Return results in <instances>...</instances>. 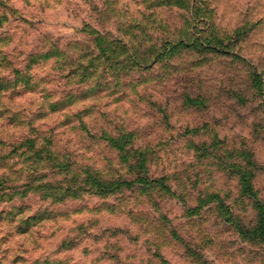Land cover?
Here are the masks:
<instances>
[{
    "label": "rangeland",
    "instance_id": "rangeland-1",
    "mask_svg": "<svg viewBox=\"0 0 264 264\" xmlns=\"http://www.w3.org/2000/svg\"><path fill=\"white\" fill-rule=\"evenodd\" d=\"M194 1L0 0V264H264V0Z\"/></svg>",
    "mask_w": 264,
    "mask_h": 264
},
{
    "label": "trees",
    "instance_id": "trees-1",
    "mask_svg": "<svg viewBox=\"0 0 264 264\" xmlns=\"http://www.w3.org/2000/svg\"><path fill=\"white\" fill-rule=\"evenodd\" d=\"M192 1L194 2L193 4L195 6L196 5V2L194 0H190V3ZM0 5H1V3H0ZM194 9H196V8H194ZM209 16H208V18L204 17V19H201V21H204L205 22V25L208 27V32L206 34L207 37L205 38L206 45H213L215 48H220V47H222L223 45L227 44L229 41H231L234 38L243 37L244 35H246L251 30V27L250 26H249V28L247 27L246 29L243 28V27H241V26H239V27L235 28L233 30V32L230 33V35L227 36V34H225V35H221L222 37H219V32L216 30L218 28L215 25L214 20L211 21L210 18H209ZM192 18H193V14H192ZM194 19L195 18H193L192 20H194ZM224 37H225V43L222 42V38H224ZM154 56H156V55H154ZM142 62L143 61L138 62L137 63V66L139 64H142ZM156 62H157L156 60H154V59H150L149 60V58L147 59V61H144V63H149V64H153V63H156ZM139 67H141V65H139ZM230 155L231 156H234L235 154L234 153H231ZM239 156H240V159L238 160V162H243L244 163V167L245 166H248L252 170L253 169H256V164L254 163V161L252 159V153L251 152L241 153V154H239ZM235 163H236V161H235ZM232 167H233V169L235 171H239V173H241L240 174L241 175L240 176V179H241V184L240 185H242L241 192L244 195H246V196H248L250 198L255 199V194L253 192L252 185L248 181L249 178H250V175L247 176V175L243 174V171H241V169L237 165H232ZM255 207L259 211V217H264L263 204H260L257 199H255ZM252 234L253 235H252V237H251L250 240H256L257 238L264 240V237L261 236V234H259V233L258 234L255 233L254 234L253 232H252Z\"/></svg>",
    "mask_w": 264,
    "mask_h": 264
}]
</instances>
